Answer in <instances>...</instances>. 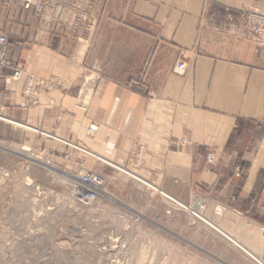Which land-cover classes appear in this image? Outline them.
<instances>
[{"label": "crops", "instance_id": "crops-1", "mask_svg": "<svg viewBox=\"0 0 264 264\" xmlns=\"http://www.w3.org/2000/svg\"><path fill=\"white\" fill-rule=\"evenodd\" d=\"M101 1L104 15L90 38L75 43L40 32L21 45L23 76L15 80L8 68L0 75V128L49 156L70 153L82 162L74 170L101 157L114 164L96 158L105 175L109 167L138 169L182 204L231 205L264 233V46L240 18L264 14V0ZM184 54L190 66L177 75ZM26 73L41 82L34 98L24 93ZM236 225L242 237L228 231L254 246L244 231L251 225Z\"/></svg>", "mask_w": 264, "mask_h": 264}, {"label": "rangeland", "instance_id": "rangeland-1", "mask_svg": "<svg viewBox=\"0 0 264 264\" xmlns=\"http://www.w3.org/2000/svg\"><path fill=\"white\" fill-rule=\"evenodd\" d=\"M104 11L105 7L103 15ZM17 33L13 31V36ZM33 34L23 32L21 45L32 43ZM256 35L264 46V33ZM23 131L30 137L36 134ZM21 139L22 133L16 137L10 129L0 128V264H259L162 194L113 167L105 175L96 158L92 157V168L74 170L82 162L73 161L70 153L56 150L49 156L31 145L22 146ZM31 154L34 159L27 157ZM83 170L104 178L102 193L89 207L74 199ZM204 210L207 219L241 237L237 219L260 230L235 211L215 216L213 208ZM262 253L264 258V248Z\"/></svg>", "mask_w": 264, "mask_h": 264}, {"label": "built area", "instance_id": "built-area-1", "mask_svg": "<svg viewBox=\"0 0 264 264\" xmlns=\"http://www.w3.org/2000/svg\"><path fill=\"white\" fill-rule=\"evenodd\" d=\"M77 2V0H0V75L8 68L15 80L23 76L24 71L17 64V54L21 50L19 39L23 32H32L34 36H38L41 31H46L49 34L47 39L57 35L61 39L66 38L74 42L90 38L102 18L104 4L101 0H80L79 4ZM243 19L244 24L253 32L264 33V15L247 11L243 14ZM13 31L18 32L17 37L13 36ZM190 62V57L184 54L177 60L173 72L177 75L187 74ZM39 84L41 83L36 81L34 76L28 75L25 96L34 98ZM47 84L54 86L53 82ZM207 160L212 165L215 153L209 152ZM235 172L240 176L241 166H236ZM103 185L104 178L101 174L94 171L81 173L74 186L77 203L82 207L91 206L98 200Z\"/></svg>", "mask_w": 264, "mask_h": 264}, {"label": "bare ground", "instance_id": "bare-ground-1", "mask_svg": "<svg viewBox=\"0 0 264 264\" xmlns=\"http://www.w3.org/2000/svg\"><path fill=\"white\" fill-rule=\"evenodd\" d=\"M78 4L80 3V0H77ZM46 16H49V13L46 14ZM43 34L45 33V36H48L49 34L46 31H41ZM85 39H82L80 42L84 41ZM28 75L33 76L30 73H26V77L27 78ZM35 78V77H34ZM36 79V78H35ZM36 81H38L36 79ZM89 81V80H88ZM39 82V81H38ZM48 82H53L54 86L51 87L50 85H48ZM46 84L48 87L50 88H54L57 85L56 81H48ZM41 83V82H40ZM90 92V91H89ZM1 115V113H0ZM98 130V126L96 124H91L89 126L88 129V134L89 135H93L97 132ZM68 143L69 146H71L74 149L86 152V154L92 155L90 153H87V149H84L83 147L77 146L73 143L70 142H65ZM81 148H83L84 150H82ZM137 164L141 165L142 160H143V147L141 145L138 146L137 148ZM30 159H34L32 154L29 156ZM96 157V156H95ZM97 159L104 161L105 163H109L114 165L113 163L109 162V161H105L103 159H101V157H96ZM29 159V160H30ZM79 162H81L79 160ZM116 167V166H115ZM119 172L124 173L128 178L132 179L135 183H138L140 185H144L147 188L155 191L156 193H160L162 194L167 200H169L167 197H170L168 194L164 193L158 186L154 185L153 183L149 182L148 180H146L143 176H140L139 174H137L136 172L132 171V170H128L126 168H118ZM83 171H87V170H83ZM31 181V180H30ZM29 181V182H30ZM112 198V197H111ZM75 199V197H74ZM76 200V199H75ZM171 200V201H170ZM170 202L174 205V206H178L180 208L186 209L188 211H190L192 214H195L196 216H198V218H200L201 220L206 221V223L212 227L213 229H215L218 233H220L221 235L225 236L229 241L232 242V244H234L235 246H237L239 249H241L244 253H246L247 255H249L254 261H256L259 264H264V258H263V253L262 250L264 248V233H262L261 231H259L258 229H256L255 227H244V231L245 234H250L254 237L255 241V245L254 246H249L247 244H245L243 242V240H241L240 238H236L235 236H233L228 229L221 227L219 223H215L213 221H210L209 219H207L206 214H205V208H207L206 206V202L204 199L201 198H196L194 204L192 205H186V204H182L181 202H178L175 199H172L170 197ZM77 202V200H76ZM79 204V203H78ZM80 205V204H79ZM81 206V205H80ZM227 212V208L226 206H224L223 204L220 203H216L213 207V214L216 216H224V214ZM244 233V232H242ZM1 245H4L1 243ZM5 248V247H4Z\"/></svg>", "mask_w": 264, "mask_h": 264}]
</instances>
